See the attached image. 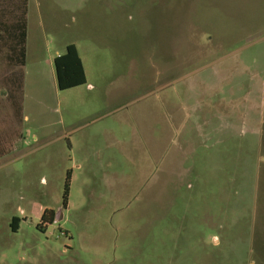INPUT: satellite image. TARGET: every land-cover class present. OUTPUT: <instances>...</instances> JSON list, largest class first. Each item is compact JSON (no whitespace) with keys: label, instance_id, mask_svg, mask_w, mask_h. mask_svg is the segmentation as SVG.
Returning <instances> with one entry per match:
<instances>
[{"label":"rangeland","instance_id":"1","mask_svg":"<svg viewBox=\"0 0 264 264\" xmlns=\"http://www.w3.org/2000/svg\"><path fill=\"white\" fill-rule=\"evenodd\" d=\"M19 98L0 264H264V0H32Z\"/></svg>","mask_w":264,"mask_h":264},{"label":"crops","instance_id":"2","mask_svg":"<svg viewBox=\"0 0 264 264\" xmlns=\"http://www.w3.org/2000/svg\"><path fill=\"white\" fill-rule=\"evenodd\" d=\"M31 3L32 0H0V43L7 45L0 50V105L5 101L7 108H11L8 109L7 114H15L16 111L19 113ZM37 4L40 5V1ZM22 31L24 33L23 55L19 51ZM60 53L62 51L56 50L55 56ZM3 119L11 121L13 118L6 115Z\"/></svg>","mask_w":264,"mask_h":264},{"label":"trees","instance_id":"3","mask_svg":"<svg viewBox=\"0 0 264 264\" xmlns=\"http://www.w3.org/2000/svg\"><path fill=\"white\" fill-rule=\"evenodd\" d=\"M24 33L21 34V42L19 51L21 55L24 53L23 47ZM7 45L0 43V50H3ZM9 48V47H8ZM53 66L55 71L56 86L59 90L73 88L85 83V73L82 65V61L79 57L77 48L74 44H67L62 53L53 58ZM69 173H66L62 204L65 206L66 197L68 191ZM52 210L44 209L41 215V222L51 223L52 222ZM47 214V217L45 216ZM13 222L15 219L12 220ZM15 230V227H12Z\"/></svg>","mask_w":264,"mask_h":264},{"label":"flooded vegetation","instance_id":"4","mask_svg":"<svg viewBox=\"0 0 264 264\" xmlns=\"http://www.w3.org/2000/svg\"><path fill=\"white\" fill-rule=\"evenodd\" d=\"M55 215H56V212L53 211V212H52V220L55 218Z\"/></svg>","mask_w":264,"mask_h":264}]
</instances>
